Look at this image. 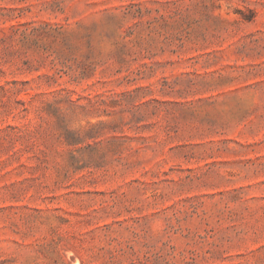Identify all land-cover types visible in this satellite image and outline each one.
<instances>
[{"label": "rangeland", "instance_id": "374dc122", "mask_svg": "<svg viewBox=\"0 0 264 264\" xmlns=\"http://www.w3.org/2000/svg\"><path fill=\"white\" fill-rule=\"evenodd\" d=\"M0 264H264V0H0Z\"/></svg>", "mask_w": 264, "mask_h": 264}]
</instances>
